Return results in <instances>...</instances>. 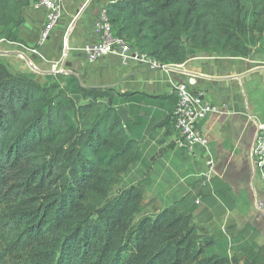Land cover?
<instances>
[{
  "label": "trees",
  "instance_id": "1",
  "mask_svg": "<svg viewBox=\"0 0 264 264\" xmlns=\"http://www.w3.org/2000/svg\"><path fill=\"white\" fill-rule=\"evenodd\" d=\"M249 1L247 19L242 0H110L104 11L114 37L161 66H180L196 54L250 58L248 35L264 44V0ZM30 3L0 0V40L22 44ZM51 76L40 85L0 63V264H240L239 255L264 264L250 227L234 238L232 257L209 246L195 207L144 213L151 177L131 176L120 189L143 156L119 107L126 95L86 89L71 74L51 86ZM174 112L154 126L169 137ZM217 184L203 185L202 201L221 198L227 185Z\"/></svg>",
  "mask_w": 264,
  "mask_h": 264
},
{
  "label": "crops",
  "instance_id": "2",
  "mask_svg": "<svg viewBox=\"0 0 264 264\" xmlns=\"http://www.w3.org/2000/svg\"><path fill=\"white\" fill-rule=\"evenodd\" d=\"M89 1L66 0L64 16L43 46L46 50L41 52L40 56L45 57L49 49L56 44L60 45L61 39L72 29L69 33L71 59L67 63L70 66L68 68L70 74L72 71L71 75L77 78L80 86L86 89L114 88L121 95H126L119 98V107L121 113L124 114L125 122L127 118L130 123L126 122L128 134L140 142L143 155H153L150 158L153 160V167L151 166L153 171L150 176L153 185L146 187V193L154 195L161 186L169 181L167 180L166 163L172 164L174 161L182 162L187 159L191 160V164L187 170L181 173L180 186L182 185L184 190L190 189L191 191H195L201 186L204 187L206 180H202L203 176L195 182H188L190 178L187 176L193 172L199 162L200 164L205 163V168H207L205 150L198 148L194 155H187L175 146L173 136L165 135L166 129L154 127L175 110L177 105L175 86L178 83H188L191 77L196 78V85L191 90L194 93L203 94L204 98L216 108V111L201 124L200 129L209 140L215 167L217 166L214 170L215 177L219 180L217 185L226 186L229 184L223 178L227 167L232 166L235 174L239 177L241 162L247 159L252 165L251 151L255 128L258 122L264 120V114H262L264 106L261 107L255 100L263 98L259 97L263 92L259 87V82L256 85V81L264 68L256 69L255 61L251 58H234L215 54H196L185 64L169 66L167 69H150L146 65L137 63L124 65L120 59L115 57L104 58L94 63L89 62L81 49L96 42L97 37L93 29L97 22V14L108 0H95L88 13L81 12L82 19L77 23L75 19L78 11H82ZM47 14L44 9L27 8L26 24L20 33V41L26 43V49L33 48L39 43ZM8 53L10 52L5 54ZM245 88H247V92ZM250 99L254 100V104L257 103L255 107L250 106ZM249 146L251 147L249 148ZM247 152L249 153L247 154ZM141 165L143 162L140 163ZM148 166L149 164L144 168ZM182 167L180 166V168ZM242 188L244 190L243 183ZM202 191L201 193H205L206 190ZM230 198L231 196L225 200L228 212L218 206L216 201H210L213 199H207L209 206H217L219 213L225 217L224 223L236 218V209L238 208L234 206V200ZM215 243L217 242L215 241Z\"/></svg>",
  "mask_w": 264,
  "mask_h": 264
},
{
  "label": "rangeland",
  "instance_id": "3",
  "mask_svg": "<svg viewBox=\"0 0 264 264\" xmlns=\"http://www.w3.org/2000/svg\"><path fill=\"white\" fill-rule=\"evenodd\" d=\"M94 1L95 0H90L87 6L82 10V13H88L89 10L92 8L91 4L93 5ZM109 1L110 0H108V2ZM242 3L244 9L246 10L247 19L250 13V1L242 0ZM102 10H104V7L102 8ZM102 10L100 9L98 11L97 22L100 19ZM81 19L82 16L80 15L77 18L76 22L78 23V21H80ZM96 24L97 23H95V27L93 29L94 32H96ZM71 30L72 29H70V31ZM69 33H66L65 36L61 39L60 45L56 44L51 49H49V52L45 55V57L32 54L28 49H26V43L24 42L22 43V45L16 44L14 46L3 44L0 46V53H2L0 54V63H2L7 68V70L14 75L35 76L36 81L40 85L46 82V75H52L49 78V84L53 86L55 83H58L56 82L57 79L54 76L59 75L58 73H55L56 71L53 68L58 63H60L61 65V59L64 53L69 52L67 61H70L71 59V38H69ZM255 35L256 36L254 37L255 39L253 40V43L252 41H250L251 37L249 35L247 38L248 46L252 48L251 51L253 52L250 58L255 61L254 66L256 67V69L261 67L264 68V44L258 42V33ZM33 48H37L40 51V54H42L43 51L46 50L44 49L45 47H39L38 44H36V46ZM6 52L10 53L5 54ZM60 65L57 69H59ZM68 70L70 71V69ZM258 82L259 87L263 92L260 94L259 97L263 98H259V100L256 98L255 100L258 102V105L263 107L264 71L259 74V79L258 81H256V85L258 84ZM245 90L246 92L248 91L247 88H245ZM253 101L254 100L251 99L249 101V103H251V107H255L257 105V103H255V105ZM126 122L130 124L127 118ZM250 147L251 146H249V148ZM248 153L249 152H247V154ZM152 156L153 155L150 154L148 156L146 154L142 156L141 163L143 162V165L137 167L133 175L129 174V176H127V178L120 185V189L129 185L132 178L131 176H137L136 178L138 179L142 175L143 177H150L152 175L153 168H151V166L153 165V160L150 159ZM147 164H149V166L144 168V166H146ZM190 164L191 160L189 159L184 160L182 162L174 161L172 164L166 163V168L168 169L167 180L169 181H167L163 186H161L154 195L150 193H145L146 195L144 200V213L152 215L160 210H163L164 208L175 205L179 206L180 208L195 207V222L197 227L199 228V232L205 236L213 237V239L217 242L210 244L209 246L215 252H225L226 250H228V254L232 257H234L235 255H239V253H237V246L240 244V241L234 238L240 235V230L243 227H250L248 230L249 234H252L254 231L259 232V238L257 239V243L259 245L264 244V180L260 176L259 170L255 166L254 161L252 162V165L250 164V160L247 159L240 163L241 170H239V177H237V175L235 174L234 169H232V166L227 167V170L223 174L224 180L227 181L229 184H227L228 186L223 189L221 198H216L217 205L221 206L225 209L226 212H228V209H226L225 207V200L226 198L231 196L230 199L234 200V206L238 208L236 209V218L229 220L227 223H224L225 217L219 213V209L217 208V206L210 207L208 204V200L202 201L200 195L203 189L202 186L199 189H196L195 191H191L190 189L184 190L183 186H180L181 173L184 172V170H187ZM180 166L183 167L180 168ZM207 168H205V163L200 164L199 162L193 172L190 173L188 176L186 175L188 178H190L188 179V182H195L198 179L202 178V175H204L203 173L207 172ZM215 168H217V166ZM215 173L216 172L213 173L214 177ZM239 183L241 184L239 185ZM242 183L244 184V190L242 188ZM149 185L152 186L153 182L147 183L145 186L147 187ZM146 190L147 189H145V191ZM242 191H244V193L240 194V192ZM118 192L119 191H117V189L112 191L111 196H116ZM248 193L250 194V197ZM209 196L213 197L214 199L215 193L212 192L209 194ZM202 212L203 214L200 215V213ZM231 239L233 240L232 244ZM232 245L233 247L231 248ZM238 257L240 259V264H243V261H241L242 255H239Z\"/></svg>",
  "mask_w": 264,
  "mask_h": 264
},
{
  "label": "built area",
  "instance_id": "4",
  "mask_svg": "<svg viewBox=\"0 0 264 264\" xmlns=\"http://www.w3.org/2000/svg\"><path fill=\"white\" fill-rule=\"evenodd\" d=\"M116 2L120 0H114ZM66 0H31L29 9H44L47 11L46 25L43 35L38 43L39 47H43L54 29L60 24L65 11ZM96 42L86 45L81 52L87 56L89 62H97L108 57H115L121 60L124 65L137 63L146 65L150 69H167L169 66H161L156 61L145 54L134 51L131 46L123 39L114 37L111 26L103 10L100 19L96 22ZM3 44L14 45L4 39L0 40V46ZM32 54L39 55L37 48L28 49ZM69 52L64 53L61 59V65L58 63L53 69L55 73L70 75L67 68ZM60 65L59 69L58 66ZM196 85V78L191 77L188 83H178L174 92L177 99L175 108V146L179 150H186L187 155H193L197 147L205 150L207 155L206 165L208 172L203 173L205 184L213 179L215 170V161L211 154L209 140L203 135L200 126L208 117L216 111V108L210 104L203 94L194 93L191 88ZM252 158L255 166L259 170L260 176L264 180V174L261 168L264 166V120L256 125V133L252 147Z\"/></svg>",
  "mask_w": 264,
  "mask_h": 264
},
{
  "label": "water",
  "instance_id": "5",
  "mask_svg": "<svg viewBox=\"0 0 264 264\" xmlns=\"http://www.w3.org/2000/svg\"><path fill=\"white\" fill-rule=\"evenodd\" d=\"M81 10L80 11H78V13H77V17H76V19H75V21L77 20V18L80 16V14H81ZM73 26H74V23H73ZM0 54H2V53H0ZM70 66L69 65H67V68H69Z\"/></svg>",
  "mask_w": 264,
  "mask_h": 264
}]
</instances>
